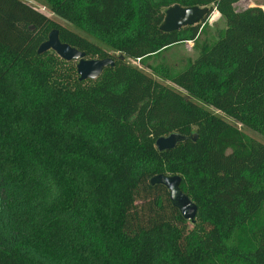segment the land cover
Here are the masks:
<instances>
[{"label": "trees", "instance_id": "trees-1", "mask_svg": "<svg viewBox=\"0 0 264 264\" xmlns=\"http://www.w3.org/2000/svg\"><path fill=\"white\" fill-rule=\"evenodd\" d=\"M45 1L105 47L23 0H0V264H264V144L208 109L264 137V10L238 11L240 0ZM176 5L209 13L163 32ZM214 12L226 27L201 43ZM54 30L114 66L81 81L74 62L38 53ZM187 41L198 56L178 72L160 68L184 93L128 62L148 66ZM173 133L187 140L160 152L157 140ZM160 174L182 178L195 221L151 184Z\"/></svg>", "mask_w": 264, "mask_h": 264}, {"label": "water", "instance_id": "water-1", "mask_svg": "<svg viewBox=\"0 0 264 264\" xmlns=\"http://www.w3.org/2000/svg\"><path fill=\"white\" fill-rule=\"evenodd\" d=\"M207 7H190L183 8L178 5L169 8L166 11V17L160 29L166 33L181 31L185 27L195 26L208 15ZM34 30V27H31ZM52 50L61 59L65 61H77V72L81 81L97 80L104 69L114 66L112 58L107 59H87L86 54L60 39L59 31L54 30L50 33L48 40L44 42L39 50V54ZM125 60V56H120ZM197 136L192 137L196 140ZM187 140L182 134L173 133L167 137H161L156 142V147L160 152L173 150L180 143ZM182 178L180 176L157 175L151 179L153 185H163L170 192V198L175 208H177L187 221H195L198 214V206L181 190Z\"/></svg>", "mask_w": 264, "mask_h": 264}, {"label": "rangeland", "instance_id": "rangeland-1", "mask_svg": "<svg viewBox=\"0 0 264 264\" xmlns=\"http://www.w3.org/2000/svg\"><path fill=\"white\" fill-rule=\"evenodd\" d=\"M23 1L30 4L31 6H33L37 10L43 12L44 14H46L48 17H50L52 20L59 23L60 25L71 29L72 31H74V32L80 34L81 36H84L85 38L89 39L90 41L97 43L101 47H105V45L102 42H100L99 40L95 39L94 37H92L86 33H84L81 30L77 29L73 25L65 22L64 20H62L58 16L52 14L51 11L49 10V8L46 6L45 0H23ZM252 7H260L264 10V0H240L236 4V9L238 11H243V10H246V9L252 8ZM203 27H204V25H203ZM225 27H226V24H225V21L222 19L221 15L218 12H214L211 15V17L209 18L207 25L204 27V31L201 34L199 41L201 43L204 41H209V42L215 41L218 38L219 32L222 31ZM110 53L112 55L119 56L118 53H115V52H110ZM197 56H198V51L195 47L194 42L187 41V42H183V43L171 46L170 48L162 51L159 55L149 59L147 61V63H148V66H151V69L146 65H141L139 60L128 59V62L131 65L136 66L139 69H141L142 71H144L145 73L149 74L150 76H152L156 80H159L160 82H163L164 84L169 85V86L183 92L177 86H175L169 82H165L162 79L163 70L160 68L164 67L165 69H171V70H174L175 72H178V71L183 70L186 67L187 63L191 60H194ZM72 62H74V64H78L77 61H72ZM153 67L156 68L158 71L154 72L152 70ZM208 109L210 111H212L214 114H217V115L223 117L228 122H230L234 126L241 129L245 134H247L251 138H253V139L264 144V137L261 136L260 134L246 128L245 126H243V125H241L235 121H233L232 119L228 118L223 113H221L215 109H212V108H208Z\"/></svg>", "mask_w": 264, "mask_h": 264}, {"label": "built area", "instance_id": "built-area-1", "mask_svg": "<svg viewBox=\"0 0 264 264\" xmlns=\"http://www.w3.org/2000/svg\"><path fill=\"white\" fill-rule=\"evenodd\" d=\"M140 61V60H139Z\"/></svg>", "mask_w": 264, "mask_h": 264}]
</instances>
